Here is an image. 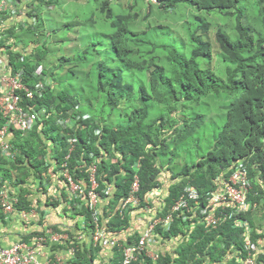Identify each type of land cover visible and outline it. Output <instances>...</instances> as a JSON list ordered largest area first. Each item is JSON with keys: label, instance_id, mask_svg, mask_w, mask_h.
Segmentation results:
<instances>
[{"label": "trees", "instance_id": "obj_1", "mask_svg": "<svg viewBox=\"0 0 264 264\" xmlns=\"http://www.w3.org/2000/svg\"><path fill=\"white\" fill-rule=\"evenodd\" d=\"M60 1L10 0L0 10V47L9 65L27 87L43 84L32 99L20 92L23 108L35 114L34 125L24 134L11 127L14 158L0 155V186L15 188V210L33 206L32 185L39 169L47 170V158L58 171L68 155L70 173L84 188L95 168L100 221L118 239L106 248L114 253L112 262H119L123 247H136L140 235L132 229L149 230L160 219L154 232L174 238L169 245L177 257L171 260L168 251L155 261L142 255L141 264H237L242 256H234L235 249L245 252L246 239L262 248L256 264H264V0H96L85 22L65 26H78L72 29L75 54H60L48 64L50 35L40 27L39 11L52 13ZM35 2L39 11L27 12L37 20L32 22L24 8ZM167 8L190 9L184 11L187 21L177 24ZM14 15L13 23L6 21ZM24 44L34 46L24 51ZM193 70L192 77L182 75ZM3 122L0 115V127ZM199 150L205 152L200 158ZM238 162L247 166L248 200L258 207L237 216L240 223L229 216L236 209L212 207L204 197L215 175L222 168L229 175ZM163 177L171 186L155 203L149 194ZM135 179L139 202L118 207ZM187 185L200 198L190 199ZM76 212L85 215V227L66 228L70 240L46 245L53 264L56 253L63 264H93L105 249L77 238L80 232L88 237L93 227L85 207ZM4 218L0 207V223Z\"/></svg>", "mask_w": 264, "mask_h": 264}, {"label": "built area", "instance_id": "obj_2", "mask_svg": "<svg viewBox=\"0 0 264 264\" xmlns=\"http://www.w3.org/2000/svg\"><path fill=\"white\" fill-rule=\"evenodd\" d=\"M9 3L8 0H0V10L7 9ZM10 6V5H9ZM21 74L20 72L14 73L13 76H4L0 77V111L4 116H7L6 124L0 129V146L3 149L8 148V144L4 143L2 140L7 133L8 125H12L17 127V129L21 131L30 130L34 125L35 114H30L27 111H24L20 106L18 101L19 96L16 95L15 91L17 89L23 88L26 91V96L28 98L32 97V92L21 84ZM35 89L37 91H41L43 89V84L37 83L35 85ZM93 167L89 170V183L90 186L87 189L82 188L78 183H76L70 174L67 172L64 173V178L67 181L68 188L70 193L75 198H82L85 202V206L91 214V220L93 223V230L90 233V243L92 245H96L101 242L103 245H115L116 239H109L108 231L104 228V225L99 223V211L97 208V193L95 188L97 183L94 177ZM137 179L133 182L132 191L137 190ZM249 188V182L246 177L245 170H238L232 174L227 182H225V189L221 194L213 195L212 198H208L207 200L211 203H217L220 201L228 200L227 206L233 205L236 210H245L248 206L245 202V195ZM193 197L196 196L194 192H191ZM129 200H137V197L131 195L126 201H124L121 205V208H125L126 203ZM18 198L17 196L9 193L7 187H1L0 189V207L3 212L5 218L7 219L10 214L14 212V206L17 204ZM82 204L77 203L76 207L81 208ZM35 213L33 209L28 212L21 211L19 213L20 218L22 220H27L28 215H32ZM169 217L166 219H162L160 223L166 222ZM160 219L154 223L152 222L151 226L158 223ZM212 219H210V222ZM153 228V227H152ZM150 228L147 230L139 239L138 245L134 247V251L144 250L146 241L149 240V232L152 230ZM78 239H82V235L77 236ZM63 239H67V235L64 233L54 232L51 228H46L43 234H38L33 236L28 241H21L14 243L9 246H0V264H52L51 260L45 255L44 261L38 260V255H42V247L43 245L49 241L52 243H58ZM245 248L247 250L253 249L254 246L250 241H245ZM73 249L68 250V254H72ZM247 256L245 264H253L252 260ZM57 264L64 263V256L61 254H57L55 256Z\"/></svg>", "mask_w": 264, "mask_h": 264}, {"label": "clouds", "instance_id": "obj_3", "mask_svg": "<svg viewBox=\"0 0 264 264\" xmlns=\"http://www.w3.org/2000/svg\"><path fill=\"white\" fill-rule=\"evenodd\" d=\"M79 1V0H78ZM156 0H152V2H155ZM10 2V0H8V3ZM9 5H10V3H9ZM24 5L25 4H23V7H24ZM35 5H37V4H30V7H29V9L27 10L26 8H24V12H25V14L27 15V12H31L32 10H34L35 8H34V6ZM38 7V6H37ZM167 11L166 12H168V13H170L171 11H170V9L169 8H167L166 9ZM163 13V12H162ZM26 17H29L30 19L29 20H31L32 22L33 21H37L36 20V18H34V16L33 17H30V16H26ZM212 21L214 22V23H217V24H219L220 22H223V21H221L220 19H216V20H213L212 19ZM36 25V24H35ZM42 26H43V23L41 24ZM180 39V41H181V38H179ZM30 46H34L33 44H31V45H29V49H31V47ZM24 51H26V50H24ZM29 52V51H28ZM7 54L6 53H4V49L2 48V47H0V77H4V76H13L14 75V73H17V72H14V70L12 69V67L9 65V63H8V60H7ZM214 60H215V58H214ZM40 72H41V67H37L36 69H35V74H40ZM196 72H197V70H196ZM195 74V70H193V71H191V72H189V73H186V74H182V75H190L191 77L193 76ZM181 75V76H182ZM37 83H41L42 84V82L41 81H39V82H37ZM36 83V84H37ZM21 84L23 85V86H26L25 84H24V82H23V79L21 78ZM35 84V85H36ZM35 85H34V88L33 89H31V88H29V87H27L31 92H32V97L31 98H28L27 96H26V91L23 89V88H20V89H17L16 91H15V93H16V95H18L19 96V101H18V103H19V106L24 110V111H26L25 110V108H23V106L21 105V103H22V96L20 95V92L21 91H23V94L25 95V97L26 98H28V99H32L33 98V96H34V94L35 93H38V94H41L42 93V90L41 91H37L36 89H35ZM0 96H1V92H0ZM30 113V112H29ZM43 113V112H42ZM31 114V113H30ZM0 115L2 116V118L4 119V122H3V124H2V126L0 127V129L6 124V122H7V116H4L3 114H2V112L0 111ZM43 115H44V113H43ZM85 118V117H84ZM59 123L60 124H62L63 122L62 121H59ZM65 123H72L70 120H67ZM15 130V131H17V132H20L21 134H24V133H27V132H29L30 130H27V131H21V130H19V129H17V127H14V126H12V125H8V127H7V133H6V135L4 136V138L2 139L3 141H4V143H7L8 144V148L7 149H3L1 146H0V155H3V157H7L8 159H10V160H12L13 158H14V152H13V149H12V145H11V143L10 142H13L14 141V135H13V132H12V128ZM97 133H99V131H97ZM50 142L48 141V144H49ZM71 149V148H70ZM68 155H66L65 157H64V159H63V162L60 164V170H58V171H56L53 167H49L48 166V164H50V163H53V162H55V161H53L54 159L53 158H47V160L45 161L46 162V168H47V171H53V172H55V173H57L58 174V176H57V180L58 181H61V182H63L65 185H66V187H67V189H68V192H69V199H64V201H66V203H67V206H68V209H69V211L71 212V213H73L75 216H78L79 218H81L83 221H81L80 223H77V225L80 227V228H84L85 227V215L84 214H77V210H79V209H81L82 207H85L86 208V204H85V202H84V200L82 199V198H75V197H73L72 196V194L70 193V191H69V188H68V184H67V181L65 180V178H64V173H68V174H70L71 175V177H72V179L74 180V178H73V176H72V174L70 173V170H69V167H68V164H67V161H68ZM55 165H56V162H55ZM222 169H224V171H222L223 173H221V174H217V175H215V177L212 179V185L210 186V188H208L206 191H205V193H204V197H205V200L209 203V204H211V206L212 207H218L219 209H221V210H225V209H227L228 211H229V207H233L234 209H235V207L233 206V205H231V206H227V202H228V200H224V201H220V202H217V203H211L210 201H208L207 199L208 198H212V196L213 195H216V194H221L223 191H224V189H225V182H227L228 180H229V178L232 176V174H234V172H236V171H238V170H245L246 171V177H247V180H248V182H249V188H248V191H247V193H246V195H245V202H246V204L248 205L247 207H246V209L245 210H237L235 213H233L232 215H229V216H235L236 217V220L240 223L241 221H243L242 219H240V218H238L237 216H239V215H241V214H246L247 212H249V211H252V210H256L258 207H257V204L256 203H252V202H250L249 200H248V195H249V193H250V190H251V181H250V179H249V176H248V170H247V166L245 165V163L244 162H238L235 166H234V168H233V170L230 172V174L228 175V173H227V169L226 168H222ZM258 173H259V171H258ZM46 182H49V181H51V179L50 178H45L44 179ZM43 180L41 179V177H39V179L37 180V182H36V184L35 185H32L33 186V193H34V191L38 194H44V193H47V191L45 190V189H38L37 188V186H40L41 185V182H42ZM75 181V180H74ZM135 181V180H134ZM76 182V181H75ZM77 183V182H76ZM79 184V183H78ZM138 184V183H137ZM80 186H81V184H79ZM133 185V184H132ZM4 187V185H1L0 186V189H1V187ZM89 186H90V183L88 182V187L87 188H89ZM138 186L139 185H137V190H138ZM169 186H171V181L169 180V178H167V177H163L162 178V185H161V187L160 188H155V190H153L152 191V193H150L149 194V196H151V197H153V198H155V202H156V198L157 197H159V196H162V197H164L163 195H164V193L166 192V190H167V188L169 187ZM82 188H84L83 186H81ZM87 188H84V189H87ZM186 189H187V191H188V195H189V198L190 199H196V198H200V195H199V192H198V190L194 187V186H190V185H187L186 187H185ZM8 189V188H7ZM8 191H9V193H11V194H13L14 195V193H15V188L13 187L12 189H8ZM191 192H194L195 194H196V196L195 197H193L192 195H191ZM131 195H134V196H136L134 193H133V191H132V189H131V192H130V195L128 196V198L131 196ZM16 196V195H15ZM137 197V196H136ZM182 197V196H181ZM18 198V197H17ZM127 198V199H128ZM127 199H125L124 201H126ZM182 199V198H181ZM73 201V202H72ZM123 201V202H124ZM129 201H133V202H136V203H138L139 202V200H138V198H137V200H129ZM123 202H121V204L119 203L118 204V207L120 206V208H121V205H122V203ZM77 203H81L82 204V206H81V208H77L76 207V204ZM16 205V204H15ZM32 206V205H31ZM97 208H98V211H99V223L100 224H102V225H104V228H106V230H107V227H106V225H105V222H101L100 221V208H99V205L97 204ZM31 209H33L34 211H35V213H33L32 215H28V217H27V220H22L21 218H20V215H19V213L21 212V211H26V212H28L29 210L31 211ZM87 209V208H86ZM87 211H88V209H87ZM89 212V211H88ZM239 212H242V213H239ZM13 214H16L17 215V217L19 218V220H20V222L23 224V225H25L26 227H30L32 230H35V231H33V232H31L27 237H29V239H31L33 236L35 237V235H38V234H43L44 233V230L46 229V228H51L54 232H58V233H65L66 235H67V239H63L62 241H66V240H70V236L68 235V233H66L65 231H59V230H54L53 229V226L54 225H51V224H49V223H47V222H45L44 220H42L41 218H39L37 221H34V223L33 224H31L30 223V218H32V217H36L37 216V211H36V208L34 207V206H32V207H30V209H27V208H22L21 210H19V211H16L15 210V208H14V212L12 213V214H10L9 216H8V218L7 219H9V218H11V215H13ZM89 214H90V212H89ZM264 211H263V213H261L260 214V217H264ZM229 216H227L226 218H228ZM6 218H4V220L6 221L7 220ZM33 219V218H32ZM157 220H154V223L156 222ZM264 221V220H263ZM90 223H91V226L93 227V223H92V220H91V214H90ZM152 224H150L149 225V227L150 228H152V230L149 232V235L150 236H148L149 237V240L148 241H146V244H145V248H144V250H138V251H134L133 249H134V247H123L122 248V251H121V253H120V259H119V262L118 263H114V262H111V264H141V261H143V260H139V257L140 256H145L146 258H148V259H151V260H153V261H155L158 257V255L159 254H163L165 251H168V252H171L172 250H171V246L169 245V243H173L172 241H173V239L174 238H172V239H170V240H164V239H162L161 238V236L159 235V234H157V233H155L154 232V226H156L157 225V223L156 224H154V226H151ZM71 228L72 227H70V229H69V231L68 232H70V230H71ZM92 229V228H91ZM108 231V230H107ZM147 231V230H146ZM146 231H140L139 230V234L138 235H140L139 237H138V239H137V245H138V241H139V239L141 238V236L146 232ZM92 232V230L90 231V233ZM90 233H89V236L87 237L86 236V234L84 233V232H80L77 236H79V235H82V239H87L88 240V242L90 243ZM108 233V232H107ZM108 236H109V239H111V238H114V239H117V236H114V235H109L108 234ZM28 239V240H29ZM27 240V241H28ZM118 240V239H117ZM249 241V239H246L245 241ZM21 241H24L23 239L22 240H20V241H17V242H21ZM62 241H60V242H62ZM16 242V243H17ZM60 242H58V243H60ZM102 242V241H101ZM101 242H99V243H97L96 245H101V247L102 248H105V249H103V250H108V249H106V248H108V247H112L113 245H103ZM49 243H51L52 244V242H49V241H47L44 245H43V247H42V255H38V260L39 261H44L45 260V255L50 259V254L48 253V249H47V247H46V245L47 244H49ZM250 243H251V241H250ZM91 244V243H90ZM115 244H118V242L116 241V243ZM158 244H164V246H166V248H167V250H163V252H161V253H157V251H154L153 250V248H152V246L153 245H158ZM244 244H245V242H244ZM10 245V244H9ZM9 245H5V246H9ZM92 245V244H91ZM96 245H93V246H96ZM136 245V246H137ZM150 246V249H148L147 248V246ZM253 246H254V248L253 249H250V250H247L246 248H245V246H244V251L245 252H239L238 251V249H235V254H234V256H242V258L238 261V262H236L237 264H245L246 262V259H247V256H250L249 258L252 260V263L253 264H256V260H257V257H258V255L259 254H261L262 253V248H258L257 247V245H255V244H252ZM1 246V245H0ZM164 248V247H163ZM45 249V250H44ZM71 249V248H70ZM73 249V248H72ZM74 253V250H73V252H72V254ZM111 253H113V252H111ZM57 254H60V253H56L55 254V256L57 255ZM72 254H68V251H67V255H72ZM114 254V253H113ZM170 255H171V257H172V259L171 260H173L174 258H176L177 257V253L176 254H174V252H171L170 253ZM51 260V259H50ZM52 262V261H51ZM52 264H53V262H52Z\"/></svg>", "mask_w": 264, "mask_h": 264}, {"label": "crops", "instance_id": "obj_4", "mask_svg": "<svg viewBox=\"0 0 264 264\" xmlns=\"http://www.w3.org/2000/svg\"><path fill=\"white\" fill-rule=\"evenodd\" d=\"M20 7L21 5L19 8ZM15 20L16 15L6 19V21H9L10 23H13ZM2 29L3 26L0 21V33L2 32ZM8 43H10V41L6 44ZM48 174L49 178L51 179L48 184L52 186V189L51 191H47V193H38L36 196L31 197V204L36 208L37 211V216L32 218L34 221L35 219L38 220L41 218L45 222L58 227L60 231H64L66 228L73 227L75 224L80 223L83 220L69 211L67 203L64 201V199H69L70 194L66 185L63 182L57 180L58 174L53 171H49ZM132 214H134V212ZM33 231L35 230L23 225L17 215L13 214L12 218L7 219L3 224L0 223V245L4 246L9 245L17 240L20 241L23 239V237H27ZM131 234H139V229L135 227L132 229ZM152 248L154 251H157V253L167 250L164 244H158L156 246L153 245ZM112 257L113 253L108 250H102L100 255L94 258L95 261H93V264H111L113 261Z\"/></svg>", "mask_w": 264, "mask_h": 264}, {"label": "rangeland", "instance_id": "obj_5", "mask_svg": "<svg viewBox=\"0 0 264 264\" xmlns=\"http://www.w3.org/2000/svg\"><path fill=\"white\" fill-rule=\"evenodd\" d=\"M84 3L89 2L87 5H83L79 2H81V0H79L78 2L75 0H61L58 5L53 8L52 13L50 12H42L40 13L39 8H37V6L35 5V11H39V17L41 20V23H43V26L39 25L38 22L37 24L41 27V29L43 30V32L49 34V38H48V49H49V54L46 58V62L49 64H54L58 62L57 57L61 55H70V53L73 51L72 55L75 54V51L77 50L75 47H73L75 45L74 42V36H73V32L72 29L77 28L78 26L74 25V28H71L70 30H67V28L65 27L68 24H72V22L74 21H78L81 23L85 22L90 15L94 12V9L97 6L96 0H83ZM34 4H37L36 2ZM182 9V10H181ZM53 10L57 11V12H53ZM190 12V9L188 8H180L177 12ZM177 12H170L168 13L173 20L176 21L177 24H181L185 21H187L188 19V14L184 13H177ZM180 15H182V17H179ZM174 22V21H172ZM175 23V22H174ZM46 25V28H45ZM54 28H57L56 31H51ZM86 28H88V25L86 24ZM92 29V28H90ZM24 34V32L22 31V35ZM175 36H177L178 38H183L180 34H175ZM58 38V39H57ZM63 39L64 41L67 42H58L59 39ZM71 38V39H70ZM40 39V38H39ZM184 39V38H183ZM24 50H30L29 49V45L24 44ZM217 61L214 63L216 64ZM59 72V71H58ZM233 98V97H232ZM206 148L203 149V151ZM190 152V151H189ZM191 152H194V150H192ZM205 152H201L199 150V153L195 155V157H201L202 155H204ZM49 171H47L46 169H44L43 167H41L39 169V174L41 179L43 180L41 182L40 186H37L38 189H45L46 191H51L52 186L48 184V182H46L44 179L45 178H49ZM156 203V202H155ZM158 206V205H157Z\"/></svg>", "mask_w": 264, "mask_h": 264}]
</instances>
